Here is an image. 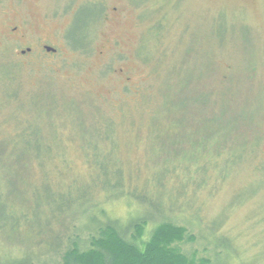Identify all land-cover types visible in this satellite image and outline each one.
Masks as SVG:
<instances>
[{
	"label": "rangeland",
	"instance_id": "rangeland-1",
	"mask_svg": "<svg viewBox=\"0 0 264 264\" xmlns=\"http://www.w3.org/2000/svg\"><path fill=\"white\" fill-rule=\"evenodd\" d=\"M159 22L164 23L167 31L158 35L161 39L156 45L149 31ZM153 34L157 36L156 32ZM45 45L56 51L48 52ZM28 48L31 50L27 51ZM140 49L144 53L140 54ZM5 65L14 67L11 76L23 97L51 95L59 102L43 101L35 105L36 113L32 115L35 120L42 118L50 122L45 128L46 137L54 144V154L63 158L62 162L56 159L47 167L48 182L55 187L91 182L96 175L97 158L105 157L116 146L107 139L88 149L82 142L97 139L99 135H93L90 125L104 126L108 119L115 124L114 143H120L111 152L112 158L120 160L127 170L136 164L134 174L137 172L135 177L139 178L136 184L128 182L130 188L140 185L153 169L158 170L164 162L171 161L172 149L159 152L155 150L157 145L153 147V138L147 136L146 119L160 100L158 91L164 81L168 78L170 82L163 91L170 94L174 83L176 94L179 78L190 74L184 93H206L208 115L222 113L227 104V125L213 133L194 134L199 140L194 139V145L182 144L179 158L191 151V145L205 150L215 148L236 123V130L224 143V149L237 146L240 152L247 145V150L243 160L224 174L219 167L211 165L210 155H204L199 163L185 156L193 177L184 192H177L180 183L168 178L167 193L178 198L172 204L176 207L172 216L196 237L184 249L206 258L213 253V258L216 252L223 253L219 242L227 238L239 250L242 261L255 262L263 256L259 263L264 262V168L261 167L264 164V0H0V71L7 68ZM163 105L164 102L159 107ZM7 113H0V137L14 133L13 125L8 122L12 116ZM16 116L21 117L22 113ZM132 120L136 121L140 134L145 135L130 138L136 137L130 132ZM192 122H198L197 118ZM54 123L68 125L58 129ZM95 151L102 156H97ZM116 152L118 157L114 155ZM224 152L221 155L218 152L213 160H221ZM227 157L233 164L234 158L226 151L224 159ZM201 162L206 168L204 172L200 171ZM30 170V185H22L16 171L0 168L1 258H7L8 252L11 260L29 255L40 264H62L58 253L66 248L67 236L80 233L86 239L93 229L91 215L119 219L124 227L131 215L138 212L137 204L125 197L109 198L96 186L92 189V201L86 188L80 187L75 197H68L71 210L60 216L64 220L57 232L59 238L49 244L54 235L50 231L45 238L29 235L23 231L25 225L18 229L7 219L9 209L19 203L28 204L27 209L33 214L32 207L38 209L37 202L44 205L42 201L54 200L48 185L40 187L38 200L28 197L30 189L41 185L43 180L36 164ZM94 204L97 208L91 212ZM154 208L157 211L158 206ZM194 210L199 213V224L194 220ZM216 219L222 222L214 240L207 227ZM32 229L40 230L35 226ZM42 232L47 231L44 228ZM38 241L41 244H36ZM222 256L219 264H235Z\"/></svg>",
	"mask_w": 264,
	"mask_h": 264
},
{
	"label": "trees",
	"instance_id": "trees-1",
	"mask_svg": "<svg viewBox=\"0 0 264 264\" xmlns=\"http://www.w3.org/2000/svg\"><path fill=\"white\" fill-rule=\"evenodd\" d=\"M101 13L102 10L98 15L99 17ZM95 18H93V21H95ZM153 27V30H151V32L149 31V36L153 37L155 44L158 45V40L161 39V36L158 37V35H162V33L167 30H165L166 27L162 22H159L157 26L155 24ZM153 32H156L157 36H155L156 34L154 35ZM80 46H85V44ZM142 53H144L143 49H140V54ZM142 57L144 60L146 59L143 55ZM5 66L7 68H5L4 71H0V113H4L5 111L8 112L7 116H12L8 117L10 118L8 122L13 125L14 133L0 137V168H12L18 173V181L22 182V185H30L28 182L30 180L29 175L31 174L30 169L36 164L42 171L43 180L41 181V185H35L33 187L31 185L30 195L32 196L28 195V197H32L35 201L36 199L38 200L37 193L40 187L48 185L50 191L53 192L54 199L50 203L42 201L44 205L37 202L38 209L32 207L34 211L33 214L27 209L28 204L23 205L19 203L9 209L10 214L7 219L17 226L18 229H21L19 227L25 225L23 231L28 232L29 235H38L45 238L50 231L51 234H54L52 238L49 239L48 243L50 244V241L53 242L59 238L57 232L64 220L60 216L71 210H69L70 204L68 197H75L80 187L86 188V193L92 201V192L94 187L97 186L101 188V191L105 192L106 196L109 198L114 197L118 199L125 197L129 201L135 202L138 206L137 214L131 215V218L124 227L119 223V219H113L104 215V210L101 212L105 217L101 215L98 217L96 214L91 215L90 221L94 230L91 229V233L88 234L86 239L82 238L80 233H70L67 236L65 240V244H67L66 248L63 249L61 253H58L61 255L62 264H219V259L223 257V254L227 259L235 262V264H264V262L259 263L263 256L257 257L255 262L250 259L246 260V262L242 261L240 255H238L239 250L232 247L226 240L227 238L219 242L223 247V253L216 252L213 258V253L211 257L206 258L195 251L186 252L184 249V245L189 242H195L196 237L186 225L178 223L179 220L172 216L174 215L172 211L176 209L173 205L178 201V198L177 196L172 197L167 193L168 178L170 177L175 182L178 181V184L180 183L176 186L177 192H184L187 188L186 186L192 183L191 177H193V175L189 174L191 169L190 165L185 163V156L189 155L190 159L194 158L195 161L199 163L204 159V155H210V159H212L210 162L211 165L219 167L221 173H226L231 166L233 167L237 162L240 163L241 160H243L245 150H247V145H244L240 152L237 150V146L236 148L231 147L230 149H224V143H226L235 132L237 123L226 131V138L223 142L213 146L215 148H206L209 150L208 153H206L207 150L205 149L194 148V146H192L194 145L192 144L194 139L199 140L195 138L194 134H199L201 132L213 133L218 128L222 127V125H224V127L227 125V120H225L227 114L225 112L228 109L227 104H225L226 106L225 109L222 110V113L218 115L211 113L210 115L206 114L205 105L209 97L206 93L202 91L198 95L184 93V88L191 79L190 74L184 76L183 79L179 78L177 82L178 88L177 86L175 87L176 94H174L173 91V82L170 94L163 91L165 84L170 82L168 78L159 87L158 92L160 100L155 107L149 111L146 119L147 136L153 138V147L156 145L158 146L155 150L158 149L159 152H165L168 148L172 149L171 156H173V159L164 162V165L158 170L153 169L150 175L142 180V186H140V184L130 188L128 185V182L136 184V180L139 178L135 177L137 172L134 174L136 164L129 166L127 170L120 160L112 158L111 152L114 150L116 151L120 143H118V141L114 143L113 136L115 135V124L108 119L106 123H103L104 126L98 123L90 125L92 129L91 132H95L93 135H99L97 139L89 138L82 142L84 148L88 149L90 147L92 148V146L93 148L96 147L99 142H103L104 140H106V142L111 140V143L116 146L114 147L116 149H112L108 155L105 153V157L95 151L97 156L101 155L102 157L100 160L97 158L98 161H95L94 166L96 175L91 182L89 181L86 184L74 182L70 186L55 187L48 182L50 171L47 170V167L53 164V161L56 159L62 162V157H60L61 155L59 154H54V144L46 137L47 133L45 134V128L46 126H50V122L42 118L35 120L32 115L36 113L35 105H39L43 101L45 103L55 102L57 104H59V102L56 101L54 96L51 97V95L45 97L41 94H33L23 97L17 88L15 78L11 76L14 67H12V65ZM41 96H43V98L45 97V99H42ZM162 102H164L165 105L159 107ZM19 113H22L21 117L16 116ZM70 113V116L73 118L71 111ZM219 115L220 118H223L220 119L217 117ZM15 118L19 119L16 120ZM194 118H197L198 121L195 124L192 122ZM237 119L235 120L236 122H238ZM62 124L63 123H54L58 129L68 125ZM71 125L76 127L74 123ZM137 126L136 121L132 120L129 126L130 132H132V134L134 133L136 137H130L131 139L145 135L144 133L140 134L141 132ZM95 140H97L96 143H94ZM185 143L192 144L191 151H188L185 156L179 158L178 155L181 154L183 150L180 146ZM196 146L197 145H195V147ZM221 149H224L225 152L227 151V154L234 158L233 164L232 161L229 160V157L224 159V150H222L224 154L221 156V160H213V156L218 154V152L219 155L222 154V152H220ZM64 153L65 151L62 155H64ZM114 155L118 157L117 152ZM224 162H226L227 165ZM146 166H151L148 160ZM199 166H201L200 171L204 172V170H206L202 162ZM261 167L264 168V164ZM181 194L182 193H179L178 195ZM55 197L60 199V201ZM69 200L72 202L74 201L73 199ZM233 201L234 203L239 202L236 200ZM94 205L91 212L94 211V208H97V204ZM155 205L158 206V209L156 208L157 211L154 210ZM51 207H53V209ZM38 210L40 213H38ZM29 213L33 218H31ZM193 215L195 222L199 224V213L194 210ZM221 222V219H216L208 224L207 231L210 232L214 240L215 238L213 236L216 233V229L220 227ZM34 226L40 230L32 229ZM44 228L47 231L46 234L42 232ZM41 242L42 241H38L36 244H41ZM57 243L59 244V242ZM33 244L35 243H32V245ZM46 246L49 247L50 245L47 244ZM51 247L56 249L58 245L57 247ZM6 253L9 258L7 257L4 259L0 257V264H40L34 262L32 256L29 255H23L11 260L9 253ZM262 254L264 255V253ZM43 264L46 263L44 262Z\"/></svg>",
	"mask_w": 264,
	"mask_h": 264
},
{
	"label": "water",
	"instance_id": "water-1",
	"mask_svg": "<svg viewBox=\"0 0 264 264\" xmlns=\"http://www.w3.org/2000/svg\"><path fill=\"white\" fill-rule=\"evenodd\" d=\"M45 49L48 51V52H55L56 51V49L55 48H53V47H51V46H46L45 47ZM31 49L29 48V49H27V51H30ZM26 51H22V53L24 54Z\"/></svg>",
	"mask_w": 264,
	"mask_h": 264
},
{
	"label": "flooded vegetation",
	"instance_id": "flooded-vegetation-1",
	"mask_svg": "<svg viewBox=\"0 0 264 264\" xmlns=\"http://www.w3.org/2000/svg\"><path fill=\"white\" fill-rule=\"evenodd\" d=\"M45 47H46V45H45ZM29 49V48H28Z\"/></svg>",
	"mask_w": 264,
	"mask_h": 264
}]
</instances>
